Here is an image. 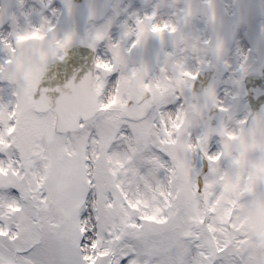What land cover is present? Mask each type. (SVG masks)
I'll return each mask as SVG.
<instances>
[{"label": "snow or ice", "instance_id": "obj_1", "mask_svg": "<svg viewBox=\"0 0 264 264\" xmlns=\"http://www.w3.org/2000/svg\"><path fill=\"white\" fill-rule=\"evenodd\" d=\"M0 264H264V0L0 2Z\"/></svg>", "mask_w": 264, "mask_h": 264}]
</instances>
